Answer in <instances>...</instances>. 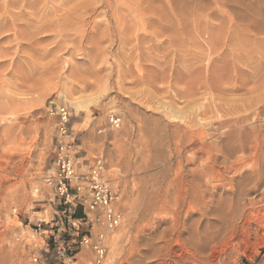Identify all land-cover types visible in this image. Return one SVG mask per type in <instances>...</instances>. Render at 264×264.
<instances>
[{"label": "rangeland", "instance_id": "obj_1", "mask_svg": "<svg viewBox=\"0 0 264 264\" xmlns=\"http://www.w3.org/2000/svg\"><path fill=\"white\" fill-rule=\"evenodd\" d=\"M251 106L263 113L240 128L244 142L264 126V0H0V264H132L153 217L161 232L177 211L207 264H264L261 188L240 192L264 175V138L255 154L217 152L239 146L217 138L222 115ZM61 107L76 172L101 158L118 193L115 228L81 221L77 199L57 191ZM191 174L212 203L177 206Z\"/></svg>", "mask_w": 264, "mask_h": 264}, {"label": "bare ground", "instance_id": "obj_2", "mask_svg": "<svg viewBox=\"0 0 264 264\" xmlns=\"http://www.w3.org/2000/svg\"><path fill=\"white\" fill-rule=\"evenodd\" d=\"M262 107H264V106H262ZM206 110H207V108H206ZM216 110H218V108ZM244 111H245V113H243ZM244 111L241 112V110L236 109L235 111H232L230 113H224L222 115L221 119L219 120V122L217 123V126L219 129L220 128L224 129V132H221L217 138L234 140V142H237V145H239L237 150H236V148H234V149L232 148L233 150L231 148L230 149L228 148V152L222 150L223 146H222V148L218 149L217 152H220L221 155L223 156V158H225V159L229 158L232 155V153L237 152V151L244 153L245 151L248 150L249 154H255V152L258 148V145L261 142V138L262 139L264 138V136L261 137L259 135V133H261L260 131L264 129V126L260 125V126L253 128V126H254L253 125L252 127H250L251 129L253 128L252 132H255V133H253L254 134L253 138H251L250 141L248 140L246 142H244V140H241L242 130L240 128L243 127L244 122H246L247 120H251V119H259L263 113V109L261 107H258V106H254V107L251 106L249 108H246ZM201 114L206 115L207 113H206V111H203ZM154 126H155V124H154ZM156 129H157V127L155 126L152 134L153 133L155 134ZM177 129H179L178 126H176L175 131ZM184 129L189 130V126H185ZM189 131L191 133H193L192 130H189ZM155 137L156 136H154V138ZM171 137H172V135H171ZM152 138H153V135H152ZM236 138H237V140H236ZM198 140L200 141V147L198 148V150L205 151V153H207V154H210L211 153L210 150L211 149L214 150V148L216 147V145L213 144L214 142H212V141L209 142L210 140L206 141V139L204 137L199 138ZM242 155L244 157V154H242ZM242 155L240 156V159L242 158ZM233 157H235V156L233 155ZM237 157H235V158L238 159L239 157L238 158ZM223 162H226V161H223ZM231 164H233V161ZM229 165H230V163H229ZM214 166L215 165L213 164L210 169L203 171V177L205 176L207 178L206 181L208 183L207 184L208 186L211 185L210 181H212L214 176H216L215 174H217L216 173L217 171H216ZM235 166H237V164ZM235 166H234V169L231 167H229V168L236 171ZM240 168L238 167V169H240ZM232 172H234V171H232ZM238 172H240V171L238 170ZM200 174L202 175V173H200ZM200 174L196 175V176L199 177ZM238 175L241 177L244 174L239 173ZM196 176L195 175L193 176L191 174V176H188L185 179L187 185L189 186V189L186 188L184 190V194H182V196H181V200H180L181 202H179L177 200V202H178L177 206L178 207L181 208L182 206H185L186 204H187V206L192 205V204L197 206V205H205L208 202L212 203V196L214 195L212 189L205 188L203 191H201L202 188L201 189L199 188L200 190L196 189L197 187H195L194 185H192V183H190V181L192 182ZM234 176L232 177V180L236 179V177H234ZM230 179H231V176H230ZM263 183H264V175H263L262 171H259L257 173V176L255 177L254 184L251 185L250 187L246 188V189H244L242 187L243 189H241L240 192H241V194L243 193V195L248 196L251 193L252 188L255 192L261 188L260 192H259V197H260V199L264 198V186L262 187ZM227 184L229 186L231 183L229 184L227 182ZM217 186H219V185H217ZM215 187L213 189H215ZM231 187H232V185H231ZM216 190H218L217 187H216ZM150 199H151V197H150ZM151 200H153V199H151ZM251 200H253V197ZM166 201L167 200L165 197H163L162 199L159 198V201L157 200L152 206L153 211L156 212V214L159 211L161 212L163 210V208H166V206H165ZM192 207H194V206H192ZM202 212H205V211H202ZM158 214H160V213H158ZM152 216H153V214H152ZM156 217H153V219H152L153 224L150 222L152 225L150 227L148 234H147V232H145L147 234L146 236L142 235V237L140 236L137 239L135 247H134L135 253H134V259L132 260V264H207L208 263L207 258L203 256V251L196 245V243L194 242V239L192 238L190 233L188 232L189 234H187V236H184L183 233L186 232L187 227L189 228L190 225L186 227V224H185L186 220L184 221L183 218H180V214L178 213V211L174 213V216L171 219V221L169 223H167L168 226L166 227V229H164L161 232H158L159 228H157V226L159 227V225H158V221H156ZM158 217H160V216L158 215ZM157 219H159V218H157ZM147 226H150V225H147ZM196 229H194V230L196 231ZM198 229H199V227H198ZM144 230H146V229H144ZM142 233H143V231H142ZM196 242H197V240H196ZM173 247L174 248L179 247L178 252L173 250ZM130 263H128V264H130Z\"/></svg>", "mask_w": 264, "mask_h": 264}, {"label": "built area", "instance_id": "obj_3", "mask_svg": "<svg viewBox=\"0 0 264 264\" xmlns=\"http://www.w3.org/2000/svg\"><path fill=\"white\" fill-rule=\"evenodd\" d=\"M57 132L61 137L56 144L54 164L57 167V191L65 200L77 199L76 205L84 210V216L80 218L86 223L94 222L102 225L106 230L118 226L121 220V212L118 208L119 196L112 188L110 182L102 175L103 162L97 158L94 166L88 174L76 172L74 159V145L72 141L65 140L68 136V111L61 107L58 112ZM118 118L110 116L113 125H118ZM82 237V241H84ZM105 233L99 232L92 242L96 260L99 262L105 252Z\"/></svg>", "mask_w": 264, "mask_h": 264}]
</instances>
